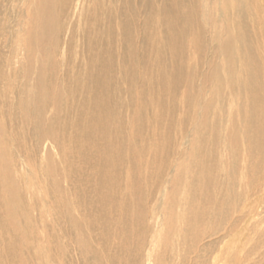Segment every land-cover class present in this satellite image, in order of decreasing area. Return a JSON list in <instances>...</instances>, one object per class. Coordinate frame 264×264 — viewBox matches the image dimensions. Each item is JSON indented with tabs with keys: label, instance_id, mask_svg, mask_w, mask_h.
Returning <instances> with one entry per match:
<instances>
[{
	"label": "bare ground",
	"instance_id": "1",
	"mask_svg": "<svg viewBox=\"0 0 264 264\" xmlns=\"http://www.w3.org/2000/svg\"><path fill=\"white\" fill-rule=\"evenodd\" d=\"M76 1L34 0L35 4L31 5L35 6V10L27 21L29 31L26 45L17 41L20 48H15L16 41L13 38V42H10L12 44L9 45V55L0 60V82L6 91L0 92V95L12 96L3 98L5 101L2 102L3 105L0 104V235L4 238L2 246L5 245L0 249L5 250L3 252L7 253L8 261L31 264V259L28 262L24 261V258L22 261L18 258L26 253H32L36 263L39 256L43 258L41 264H48L49 260L45 256L46 251L42 252L44 246L38 251L36 249L42 240L36 233L35 225L26 222L24 228L16 227L19 218H25L27 212L20 202L18 187L23 188L24 190H21L25 192L33 191L38 208L40 205L53 207L52 219L56 221L58 210L69 213L70 210H77L80 204L84 205L79 201L85 195H94L98 198V203L102 196L118 191L121 196L116 206H119L118 210L122 216L120 221L115 220L110 212L115 208L113 202L108 206H99L96 201V207L100 208V217L93 216L88 221L92 228L96 227L100 231L98 238L109 264H120L123 257L127 259L126 264H164L165 255L170 251L171 245H174L172 242L175 241V236L179 238L177 246H184L185 252L191 254L198 250L197 245L202 237L215 236L225 227L228 231H233L236 220L231 221L230 212L236 211L237 206L230 203V209L227 211L222 203H215L219 201L217 191L222 185V179L216 174H223L227 167L223 166V161L218 156L212 166L214 169L203 168L206 157L203 154L202 158L200 150L203 137L201 130L196 128L205 124L202 116L207 114L211 104L202 106L199 102L204 90L202 85L212 78L206 76L212 72L218 58L223 61L224 68H227L222 72L228 79L227 87H230V82L234 80L239 87L244 88V96L247 98L243 103L244 108L240 109L244 118L242 134L230 138L234 147L231 151L233 163L230 165L228 177L229 188L234 193L238 191L234 200L238 199L239 195L245 196L251 191L258 193L264 180V77H259L264 75V61H261V57H264L263 0H140L145 13L141 24L137 22L139 13L135 10V0H127L126 4L130 6L127 16L120 21V15L116 13L112 19L114 22L118 20L125 45L120 63L115 61L116 57L111 51H107V45H97L98 38L103 37L102 30L98 31L96 39L92 38L90 32L86 35L85 49L89 56V66L83 69L82 74L79 72L78 76H75L70 68H67L66 72L63 70L61 75L58 72L61 65L56 58L61 57L63 49L60 51L58 40L64 29L62 22L71 16L69 9ZM98 10L97 5V13ZM90 21L97 25L100 23L97 15ZM135 30L139 35L137 44ZM19 56L22 61L18 60ZM206 60H210V63L198 65ZM235 61L240 63L243 69H233ZM16 64L18 67H15ZM33 64L37 66L35 71ZM117 64L132 102L129 114L131 111L132 116L134 115L128 125L123 124L126 135L116 131V140L120 135L121 139L125 140L118 143L109 134L111 128L107 122L111 116L99 100L103 91L98 92L106 87L108 79H105V75L108 70L113 68L116 72ZM139 65L142 70H136ZM197 65L198 69L200 66L207 68L208 73L206 71L198 78V72L195 70ZM91 69L96 71L94 84L97 95L93 100L97 104L86 116L84 109L88 105L83 102L80 106L79 99L75 98L77 96L74 86L67 83L62 92L56 89V86L60 78L72 81L71 74L75 78L74 83L86 82ZM239 72L243 73L244 77H241ZM238 76L240 78H236ZM217 78L216 83L219 80L218 75ZM32 80L35 81V87L34 83L31 86ZM180 87L184 88V93L179 91ZM178 91L182 94L184 108L190 115H186L183 122L193 124V113L199 116L194 120L190 132L183 137L182 143L185 149L193 148V157L196 159L193 168L198 170V173H194L192 168H186V173L190 172L187 174L189 184L185 186L188 195L185 201L175 198L182 183L169 180L170 174L177 168L175 161L171 162L167 156L168 137L175 127L174 117H170L175 111L169 114V121L165 126L160 124L163 112H158L165 109L162 103L164 99L168 98L172 102L176 100ZM209 93L215 100L220 91H208V95ZM11 100L14 102L11 103ZM154 106H158V111ZM76 109H83L85 112L76 115ZM102 125L103 132L100 134ZM161 131L165 140L164 148H159L158 145ZM191 132L194 133L193 137ZM239 140L243 141L241 148ZM48 143L61 155L64 166L61 178H74V182H80L82 187L76 189L75 201L67 202V206L60 202L55 204L54 198L43 196V190L55 196V190L52 188L55 189L56 186L57 166L49 162L51 158H48L49 164L42 168L43 170L35 172L36 167L32 170L33 167L30 166V163L32 165L35 161L34 153L42 152ZM141 143L144 145V153L140 147ZM39 148L42 149L38 150ZM239 150L248 158L250 165L248 164L247 171L238 162ZM134 157L138 158V163ZM145 158L146 161H143ZM42 160L39 161L43 162ZM48 162L46 160V163ZM43 165L41 166L44 167ZM147 165L152 167V171L148 170ZM37 172L48 181L49 186L40 185ZM175 177L174 174L173 179ZM155 180H160L163 184H154ZM212 194H216V197ZM89 196L87 200L92 209V199ZM27 214L29 215V212ZM176 222L181 224L179 229L175 225ZM161 228H164V234L160 241ZM119 229L121 236L120 233L117 234ZM30 230L33 233L28 234ZM19 233L23 234L21 242L24 246L21 252H17L14 247ZM42 239L46 242V239ZM115 239L119 241L117 244L114 243ZM30 241L35 245L31 247L27 243ZM112 247L122 255H108V249ZM81 248H78L79 254L83 256ZM156 248L162 250L161 255H155ZM34 249L36 251H33ZM57 250L59 255L63 254L60 247ZM245 257L240 260H245ZM57 258L51 255L50 260L55 261ZM199 258L201 262L202 256ZM235 262L236 260L231 258L228 264Z\"/></svg>",
	"mask_w": 264,
	"mask_h": 264
},
{
	"label": "rangeland",
	"instance_id": "2",
	"mask_svg": "<svg viewBox=\"0 0 264 264\" xmlns=\"http://www.w3.org/2000/svg\"><path fill=\"white\" fill-rule=\"evenodd\" d=\"M31 1L30 0L29 1L0 0V27H1L0 28V58H1L0 60H3L4 58H6L7 55H9V50H10L9 45L12 44L10 42H13L12 41L13 38H15L14 40L16 41L15 48L17 49L20 48V46L18 45V42L20 41L26 45L27 32L29 31L27 30L29 27L27 21H29V19L32 17L33 15L32 12L35 10V6L32 7L31 5V4H35V2L34 0ZM126 2L127 0H77L74 4H72V6L73 5L74 6L70 8L71 10L69 9V12L72 14L70 17H67L66 19L63 20L62 23L64 29L62 30L61 32L62 35H60V38L58 40V43H60L59 44L60 51L63 49L61 51L62 53L61 57L59 56L56 58V60L61 65V68H58V72L61 75L63 70L66 72L67 68H70L73 71L74 75L78 76L77 74H79V72L82 74L84 71L83 69L86 68V66H89L90 64L88 59L89 56L87 50L85 49H86V35L90 32L92 33V38L96 39V37H98L97 34L98 31L101 32L102 30L103 37L101 39L98 38V41L96 42L97 45L98 43L107 45V51L109 53L111 51L112 54L115 55L114 57H116L115 61L117 63H120L119 59L120 57H122L124 53L125 45L118 26V20L117 21L115 20L114 22L112 21V19L114 18L116 13L120 15V21L121 19L122 20L124 19V16H127L128 11L130 12V6H127ZM139 2L140 0H135V2L133 3L135 6V10L137 9L136 12L138 11L137 13H139V15H137V22L139 21V23L141 24L142 23L141 20H143L145 13H144V7H141V3ZM29 5L31 6L28 7ZM97 5L99 6L98 13L96 12ZM263 12H264V0H263ZM96 15L99 17V21H100L98 25L90 21V19ZM16 16L18 18H16ZM21 17H23L22 18L23 20L21 19ZM21 20L23 23L21 22ZM66 27H68V29ZM135 36H137L135 40L137 44L139 42V35H137L136 30H135ZM110 41L113 42V44ZM18 60L22 61V57L19 56ZM261 61H264V57H261ZM222 62L217 58V62H215L213 65L212 72L206 76L208 78L209 77L212 78L206 81L204 80L206 84H204V86L202 85L204 90L201 96V101L199 103H201L202 106L205 105L208 106L207 104L209 105L211 104V105L207 114L202 116V119L205 120V124L201 128H196V129L201 130L202 132L201 135L203 137L202 148L200 149L202 152V158H204L203 154L206 155L203 162V168L206 170L214 169V167L212 166L217 161L218 156L222 159L223 166L227 167V169H225L223 174H216L217 177L222 179V185L217 191L218 194L217 197L219 198V201L215 203H222L224 209L227 211L228 209H230L228 208L230 203H233L237 206L236 211L235 210L232 212L229 211L232 214V216H230V218H232L231 221L236 220L235 229L233 231H228V229H226L225 227L215 236L202 237L197 245L198 250L191 254H187V252H185L184 246L181 245L177 246L178 243L177 240L179 238L175 236L174 237L175 241L172 242V244L174 245H171L172 247L170 251L165 255L164 264H228L231 258H234V260H236L235 264H264V180L261 182L260 185L261 190L258 191V193L255 191H251L245 196L238 194L239 198L236 200H234V197L236 195L235 193H237L238 191H235L234 193L232 190H230L228 184V177H230V173H229L230 165L233 163L232 162L233 157L231 155V151L234 147L233 145L234 143L230 142V138L232 137L235 138L237 137V135L240 136L242 134V130L244 129L242 127L244 118L241 115L242 110L240 111V109L244 108L243 103H245V99L247 98L244 96V88L239 87L238 86L239 84H237L234 80L233 82L229 81L230 87H227L226 84L228 83V79H226V77L222 74V72L224 70H227V68L226 69L224 68ZM204 63H210V60L203 61L198 65H204ZM198 65L196 66L195 70L198 72L197 76L199 78L201 77L202 73H206V71L208 73V69L204 68L203 66H200V68L198 69ZM15 67H18V65L16 64ZM116 68H115L116 72H114L113 68L111 70L110 69L108 70L107 74L105 75V79L106 78L108 79L106 80V85H105L106 87L103 90L101 89L98 90V92L103 91V95L101 96V98H99V100L103 103V105L108 110L109 115L111 116V119L108 120L107 124H109L111 128L110 130L108 128V130L110 131L109 134H111L115 140H116V136H115L116 131L120 132V134L123 135L127 134L125 126L123 124L127 123L128 125V121L130 120L131 117L134 116V115L132 116L131 111L129 114V106L130 103L132 102L130 100V95H128L127 84L123 78V75L120 76L121 72L119 73L120 68L118 64ZM138 68L141 69V65H139L138 67L136 66V70H138ZM232 68L235 70L243 69L241 64L240 63L238 64L237 61L233 63ZM35 70H37V66L33 64V71ZM246 70H248V68H246ZM89 74L90 76L88 77L86 82L81 81L77 83L75 81L74 83L75 78L71 74L73 79L72 81L71 80L64 81L60 78L58 85L56 86V89L58 88L60 92L64 90L67 83L69 84V86L70 85L74 86L75 94L77 96L75 98L79 99L80 106L81 103L83 102L86 103V105H88L87 108L84 109L86 112L83 109L81 110L76 109L74 113L76 115H78L79 112L80 113L85 112L86 116H88L89 111L93 110L94 107H96L95 104H97L93 100V98H96L97 95L96 87L94 84L95 83L94 75H96V71L94 69H91L89 71ZM217 75L219 77L218 83H216L217 82L216 79H218ZM240 76L244 77L243 73H240ZM259 77H264V75L261 74ZM236 78H240V77L238 76ZM33 83L35 87L34 80L31 81V86H33ZM198 84H200V82H198ZM263 88H264V83H263ZM218 90L220 91V93L219 95H217V97H215L216 99L213 100L210 97V93L208 95V91L213 93ZM3 91H5V89L0 82V92ZM179 91H181V93H184V88L180 87ZM179 91L177 93L176 100L174 102H172L168 98L163 100L162 102L163 107H165L164 110L166 111L164 110L158 111V106L157 107L154 106V107L157 109L158 112H163V115L160 116L161 126H165L168 123L170 113H173L174 111L176 112V113L174 112L170 117V118L174 117L173 124L175 127L174 129L171 130V133L169 134L168 137L169 139L167 143V148H168L167 156L171 162L175 161V165L177 168L174 170V173L170 174L169 180H171L172 182H179V184L182 183L180 188L176 191L175 198L178 201H185L186 197L188 196L185 190V186L187 187L189 184V177L187 174L190 172L188 171V173H186V170H188L186 168L189 169L192 168V171L194 170V173H198V170L197 168H193V162L196 160L193 157L195 156L193 155L194 154L193 148H191L190 150H188V148L185 149L184 148L185 146H183L182 143H183V137L185 136V134H188L190 132L191 126L194 125V120L199 116L196 113H193V119H192L193 124L191 122H185V121L183 122V119L186 118V115L187 116L190 115L184 108L185 104L182 102L183 100L181 96L182 94H180ZM7 97H12V96L4 97L0 95V104H2L3 101H5V99L3 98H7ZM235 101H238L239 103ZM10 102L12 103L14 102V100H11ZM237 103L240 104V106ZM102 132H103V125L101 126L100 134ZM160 134L161 136L158 139V145L159 148H164L165 140L162 131L160 132ZM193 134L194 133L192 132L190 133L191 137H193ZM121 138L122 135H120L116 140L117 143L121 141L125 142V140ZM242 143L243 141L239 140L240 148ZM140 147L142 152L144 153L143 151L144 145L142 143L140 144ZM41 149L42 148H39L38 150ZM38 152L39 151H36L34 153L35 154L34 157H36L37 159L33 157V159L35 160L34 161L32 159V161H34L32 163L33 166L30 163L31 168L33 167L32 170H34V168L36 167V170L34 171L35 172L38 170L40 171V169L46 168L47 167L46 165H48L49 162L50 163L52 162L54 166L55 165L57 166V168L55 167L57 171V175L55 179L56 186L55 189L52 188L53 191L55 190L54 192L56 197L52 193L50 192L48 193L45 190L42 191L44 194L43 196L46 198L52 197L56 202L55 204L60 202L64 206H67V202L69 201L70 202H73V200L75 201L77 197L76 189L78 187L82 189V187L80 185V182L78 181L77 183L74 182L75 181L74 178L72 180L71 179L65 180L61 178L64 172V166L61 161L60 153L56 149H52V145H50L49 143L47 144L45 149H42V152L41 151L39 153ZM45 154H47L46 157ZM37 155H40V157H38ZM237 155H238L239 164L244 166V170L246 169L247 171L249 169L248 158L244 154H242L240 150L238 151ZM39 158L43 159L42 161L43 162L45 161V163L40 162L41 159ZM48 158H51L50 161ZM46 160L47 162L48 161L49 162L46 163ZM135 160L137 163L139 162L138 158L137 159L135 158ZM143 161H146V158L143 159ZM35 163L38 165H36ZM141 164L145 165V163H141ZM41 165H43L44 167H42ZM38 166L39 168H37ZM147 166L149 167L148 170H150V168L152 169V167H150L149 165ZM165 173L167 174L168 171H165ZM174 174L176 175V177L173 179ZM37 175L40 179V185L42 187L49 186L48 181L46 179L44 180L43 176L41 177L39 176V172H37ZM16 177L18 178L19 175H17ZM246 179H247V173H246ZM159 181L155 180L154 184H158V185L163 184L162 181L160 182ZM17 189H18L20 202L22 206L25 207L26 211L29 212V215L26 212L25 218L21 216V218H19V220L17 221L18 224L16 227L22 229L25 227L24 223L26 224V222L28 223L31 222L30 224L35 225V228H37L36 233L39 235V237L42 240V243H40V246L37 247L36 249L38 251L40 247L44 246L42 252L46 251L45 256L47 257V259H49L48 264H109L107 263V254H105L104 250L101 249L102 247L101 241L100 238H98L100 236L99 234L100 231L96 227L92 228V226H90L88 223V221H90L93 216L94 218L100 217V208L96 207L95 204L96 199H98L97 197H95L94 195L93 196L87 195V197L86 195L83 196L80 199L81 201L79 202H83L84 205L79 203L80 207H77L76 208L77 210L74 211L70 210V213L65 212L63 210L62 211L58 210L59 212L57 211L56 213L57 214L56 215L57 221H56L52 219L51 209H53V207L51 208L50 205H48L47 207H44V205H40V207L38 208L35 205L33 191L25 192L23 191L24 189L20 187H18ZM27 194H29V196ZM212 195L216 197V194H212ZM88 196L92 199V205H93L92 209H90L89 207L90 204L88 203L87 200ZM120 196L121 194H119V192L115 190V192L111 193L110 195L102 196V199L98 203L96 201V203L99 206L102 205L108 206L111 202H113L115 204V208L113 209V211L110 210V212H112L113 218L115 220L117 219V221H120V219L122 218V216L120 215V211L118 210L119 206H116L117 200L120 198ZM197 202L200 204L199 199L197 200ZM53 215H55V212ZM147 215H149V213ZM175 225L177 226V229L181 227V224H179L178 222H176ZM163 231L164 228L163 230L161 228L160 229L161 236L159 234L160 241L163 238V234H164ZM25 232L26 229L23 230L24 234ZM31 232L33 233V231L30 230L28 234H30ZM119 233L121 236L120 229L118 230L117 234L119 235ZM22 235H20V233L18 234L17 241L14 244L15 250H17V252H21L22 246H24V244L22 245L21 242ZM42 238L46 239V242ZM116 240L117 239L114 240L115 244L119 242ZM0 243H1L0 247H5V245L2 246V244L4 243V238L1 235H0ZM27 243H29L31 247L35 245V244L32 245L31 241ZM80 246L83 248V252H84L83 256H80L79 254L80 252L78 248H80ZM58 247H60V249L62 250L63 253L62 255H59L57 250ZM108 250H109L108 255L110 256L119 257L120 255H122V253H118L117 251H115L114 247ZM3 251L5 250L0 249V264H19V262L12 263L8 261L9 260L8 255L6 252ZM33 251L36 250L34 249ZM156 251L157 252H155V255L157 256L161 255L162 250L160 248H156ZM18 255L20 254L18 253ZM51 255H53V258L55 257L58 258L55 261L54 260L52 261L50 260ZM198 255L200 257L202 256L201 262H200L201 258H199ZM244 256H246L245 260L243 261L240 260L241 257ZM18 258L21 261L22 258H24V261H28L31 259L32 261L31 264H38V263L41 264L40 261L43 260L42 256H39V260L36 263V261H34L33 259L32 253L29 254L26 253L23 256L21 255V257L18 256ZM126 260L127 259L123 257V261H121L120 264H126L125 262Z\"/></svg>",
	"mask_w": 264,
	"mask_h": 264
}]
</instances>
